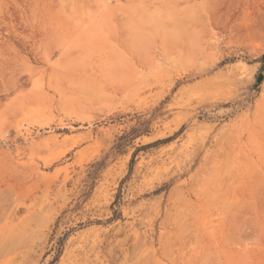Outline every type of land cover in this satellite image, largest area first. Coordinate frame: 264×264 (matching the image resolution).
I'll return each mask as SVG.
<instances>
[{"label":"rangeland","instance_id":"obj_1","mask_svg":"<svg viewBox=\"0 0 264 264\" xmlns=\"http://www.w3.org/2000/svg\"><path fill=\"white\" fill-rule=\"evenodd\" d=\"M263 55L264 0H0V264H264Z\"/></svg>","mask_w":264,"mask_h":264},{"label":"trees","instance_id":"obj_2","mask_svg":"<svg viewBox=\"0 0 264 264\" xmlns=\"http://www.w3.org/2000/svg\"><path fill=\"white\" fill-rule=\"evenodd\" d=\"M262 60L264 61V55H263V57H262ZM132 162H133V161H132ZM115 213H116V215H115V216L117 217V216H118V214H117V212H115ZM60 253H61V252H60ZM60 253H59V254H60Z\"/></svg>","mask_w":264,"mask_h":264}]
</instances>
